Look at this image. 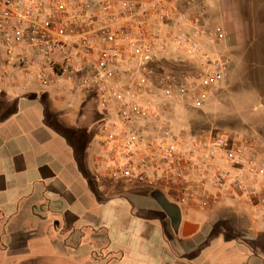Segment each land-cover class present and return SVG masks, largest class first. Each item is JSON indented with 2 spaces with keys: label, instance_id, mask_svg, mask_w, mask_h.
<instances>
[{
  "label": "built area",
  "instance_id": "built-area-1",
  "mask_svg": "<svg viewBox=\"0 0 264 264\" xmlns=\"http://www.w3.org/2000/svg\"><path fill=\"white\" fill-rule=\"evenodd\" d=\"M202 0H0V84L98 97L95 175L202 210L264 205V141L179 124L229 81Z\"/></svg>",
  "mask_w": 264,
  "mask_h": 264
},
{
  "label": "crops",
  "instance_id": "crops-1",
  "mask_svg": "<svg viewBox=\"0 0 264 264\" xmlns=\"http://www.w3.org/2000/svg\"><path fill=\"white\" fill-rule=\"evenodd\" d=\"M202 2L207 15L218 11L226 24L233 11L241 12L240 23L245 30H254L256 37L261 35L259 41L264 42V0ZM233 29L226 45L237 42ZM260 66L264 70V63ZM49 94L46 89L23 91L0 84V264H97L90 240L83 233L76 236L77 228L86 227L104 231V247L118 257L106 264H199L197 259L202 254L206 255L205 264H248L239 260L242 248L232 245L237 237L235 241L226 238L230 221H235L230 215L241 220L249 232L264 223V205L257 210L241 197H227L206 210L193 204L180 206L181 221L176 230L160 204L150 197L151 189L121 182L126 186L125 193L136 191L149 201L139 209L110 210L106 202L116 197L102 194L101 199L94 193L98 203L93 201L87 207L83 191L90 182L86 175L104 179L98 178L94 170L98 135L89 142L86 156L70 153L65 141L75 138L51 110ZM129 203L133 206L132 199ZM96 205L95 210L90 209ZM220 205V211H216ZM192 207L211 211L210 216L203 223L193 219L189 211ZM58 221L61 227H55ZM219 222L228 227L219 230L212 246L208 242L199 249L200 240L209 236L211 227ZM14 237L25 238L24 244L10 245ZM258 254L263 259L264 247Z\"/></svg>",
  "mask_w": 264,
  "mask_h": 264
},
{
  "label": "rangeland",
  "instance_id": "rangeland-1",
  "mask_svg": "<svg viewBox=\"0 0 264 264\" xmlns=\"http://www.w3.org/2000/svg\"><path fill=\"white\" fill-rule=\"evenodd\" d=\"M229 4H226V6L229 7ZM209 13V15L206 13V21L210 27H222L230 36L234 34L233 28L236 29L235 37H237V42L234 40L232 45L225 44L221 48V52L230 59L229 81L223 90H218L211 94L204 107L188 109L186 112L180 113L179 124H186L187 127L192 129L209 127L226 135L233 134L236 136L246 131H255L264 138V70L260 66L264 63L262 61L264 57V42L258 39L261 35L256 37L254 30L248 32L245 30L243 24L240 23L241 12L233 11L230 15L231 18H229L230 23L227 24L220 12L217 11V13L213 14L212 11H209ZM240 24L242 26L239 27ZM46 90L50 93L51 110L57 113L59 122L75 138V141H65L70 153L80 157L86 156L89 142L94 140L99 134L100 110L98 97L81 90L76 92H58L54 88ZM73 93L76 95H73ZM86 179L90 182L89 185L88 183L86 184V188L83 191V197L87 200V207L93 201L98 203L95 194L101 199L104 198L102 194H107L108 196L110 194V196L116 197L115 200L106 202L108 204L105 207L110 208V210H131L133 207L139 209L145 204L144 201H149L136 191L135 193L132 191L125 193L126 186L120 181L92 179L89 175H86ZM120 195H123L124 198H120ZM129 199L133 200V206L129 203ZM174 201L173 199L172 202ZM224 204H228V202ZM96 207L97 205L90 209L95 210ZM220 207L222 206L220 205L216 211H220ZM240 209L242 211L245 210L244 207H240ZM182 211H185V209L182 208ZM189 211L193 219L202 220V223L210 216L209 212H211H202L196 207L189 208ZM26 215L27 213L23 214L24 217ZM230 216L235 221H230L226 238H231L235 241L234 239L237 237L236 243L234 242L232 245L236 246V248H242L244 251L239 260H245L248 264H264V257L261 259L259 258L261 255L258 254L261 247H264V223L253 226L252 230L248 232L245 230L246 228L241 220L235 218L234 214ZM224 220L227 222V218H224ZM61 224L58 221L55 227H61ZM64 227H67V225H64ZM73 227L77 228L79 226ZM223 227L227 228L228 226L222 224V222L213 225L211 227L212 233L209 236H204L205 239L202 238L200 240L199 249L201 247L204 248L208 242L207 245L209 247L212 246L218 239L219 230H222ZM76 230V236L83 233V236L90 240L93 251L98 252L100 248H104L106 243V239L103 236L104 231H97L91 227L77 228ZM24 240L25 238L22 237L11 238L10 245H22ZM99 245H102V247H99ZM238 254L241 255V253ZM92 257L97 261V264H106V261L108 262V256L104 259H99L100 257L96 259L94 252H92ZM186 259L182 258L181 260L184 261ZM197 261L199 264L208 263L205 254L199 255ZM231 261H237V259L231 258ZM67 264L74 263L68 262Z\"/></svg>",
  "mask_w": 264,
  "mask_h": 264
},
{
  "label": "water",
  "instance_id": "water-1",
  "mask_svg": "<svg viewBox=\"0 0 264 264\" xmlns=\"http://www.w3.org/2000/svg\"><path fill=\"white\" fill-rule=\"evenodd\" d=\"M150 197L155 199L163 210L167 213L172 221L174 229H178L179 223L181 221V208L175 202L170 201L165 194L160 190H151Z\"/></svg>",
  "mask_w": 264,
  "mask_h": 264
},
{
  "label": "trees",
  "instance_id": "trees-1",
  "mask_svg": "<svg viewBox=\"0 0 264 264\" xmlns=\"http://www.w3.org/2000/svg\"><path fill=\"white\" fill-rule=\"evenodd\" d=\"M230 136H235L233 134H231ZM94 252V255L96 257V259L98 257H100L99 259H104L108 256V263L112 260V261H116L117 260V256L115 254H113L112 252H108L107 249L104 247V248H100V250L98 252L96 251H93Z\"/></svg>",
  "mask_w": 264,
  "mask_h": 264
}]
</instances>
